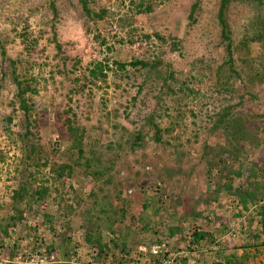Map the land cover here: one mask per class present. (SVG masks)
<instances>
[{
	"label": "rangeland",
	"instance_id": "obj_1",
	"mask_svg": "<svg viewBox=\"0 0 264 264\" xmlns=\"http://www.w3.org/2000/svg\"><path fill=\"white\" fill-rule=\"evenodd\" d=\"M261 1L226 8L229 56L220 0H0L2 264H157L138 252L154 244L171 264H264L236 195L264 200ZM226 114L248 139L215 128Z\"/></svg>",
	"mask_w": 264,
	"mask_h": 264
},
{
	"label": "trees",
	"instance_id": "obj_2",
	"mask_svg": "<svg viewBox=\"0 0 264 264\" xmlns=\"http://www.w3.org/2000/svg\"><path fill=\"white\" fill-rule=\"evenodd\" d=\"M201 0H195V3L193 4V8L192 10L196 9V7L199 6ZM232 1H236V0H220V8H219V19H220V23L222 26V37L223 40L227 41V49H228V53L229 56H231V43H232V38H231V31L229 29V25L225 16V11L226 8L228 7V5L232 2ZM84 6H85V0H82ZM256 2L258 4H261V0H256ZM86 9V6H85ZM96 16L100 17L99 14H96ZM253 28L252 33L250 34L251 36H249V39H251L250 37H252L253 40L255 41H261L264 40V17H262L261 14H259L257 20L254 23H251ZM251 39V40H252ZM133 64H141L143 66H146L147 63L143 62V61H137L134 62ZM121 66H123V64H121ZM99 73L100 75L104 76L103 73V69H101V67H99ZM15 78V84L18 88V98L19 100L21 99V107L25 110V112H28V106L26 104V100L24 95L26 94V92L29 89L28 83L24 80H21L18 78V76H14ZM226 115H223L220 117V119L218 120V122L216 123L215 128H218V126H221L224 128V132L227 136H231V138H236L237 136L241 137L240 140H246L248 139L247 136H244L240 131V129L237 127V124L235 123V121H229L225 118ZM149 121L152 122V117L150 116L148 118ZM239 126V125H238ZM154 127L156 129V140H159L161 138V129L157 124H154ZM71 128V138L73 140V146L76 149L77 153L79 154V157H82L84 154V150H83V135L81 134V132L78 134V129L76 128ZM240 130V131H239ZM166 131L169 132V129H167ZM237 140L236 144L238 145V141ZM229 144H233L232 142H230ZM226 150V149H225ZM30 152H32L30 150ZM92 153V152H91ZM94 155V153H93ZM92 155V156H93ZM71 170V167L69 165L63 164L60 166V170L61 172H64L65 170ZM248 172V171H246ZM241 170L236 171V175L240 176L241 175ZM229 189H231V187L229 186ZM36 193H41V191H37ZM257 191L255 189L253 190H247V189H242V187H239V189L237 190V203L241 205V207L244 210H247L249 208L250 205L253 206H257L258 207V211L256 212V214L260 217L259 220V224L262 227V231H264V200H262L261 198H259L258 196H256ZM252 223V222H250ZM250 225V224H249ZM264 235V234H262ZM193 239L195 240H203V236L201 233H196L194 232L192 234ZM245 245L250 246L249 242ZM233 255V254H232ZM234 256V255H233ZM151 258H153V260L156 261H160L161 258L160 257H153L151 256ZM165 258V257H164ZM225 258H227L228 263H230V258H228L227 256H225Z\"/></svg>",
	"mask_w": 264,
	"mask_h": 264
},
{
	"label": "built area",
	"instance_id": "obj_3",
	"mask_svg": "<svg viewBox=\"0 0 264 264\" xmlns=\"http://www.w3.org/2000/svg\"><path fill=\"white\" fill-rule=\"evenodd\" d=\"M161 251H162L161 246L159 244L151 245L149 248H146L145 246H140L138 248L139 254L142 253L143 255L144 253H148L153 257H160ZM143 259H144L142 260L143 262H138L136 264H150L148 259L144 257ZM22 263L23 264H55V261L53 255L49 256L46 254H34V255H30L29 258ZM0 264H2V262H0ZM157 264H171V261L167 258H161V260L157 262Z\"/></svg>",
	"mask_w": 264,
	"mask_h": 264
}]
</instances>
